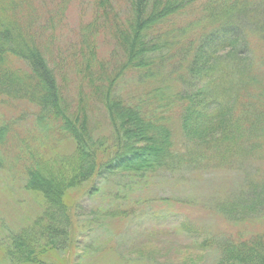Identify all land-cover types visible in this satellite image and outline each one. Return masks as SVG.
Instances as JSON below:
<instances>
[{
    "label": "trees",
    "instance_id": "1",
    "mask_svg": "<svg viewBox=\"0 0 264 264\" xmlns=\"http://www.w3.org/2000/svg\"><path fill=\"white\" fill-rule=\"evenodd\" d=\"M48 1L59 3L43 10L41 22L44 18L39 20L33 0H0V102L26 103L34 109L36 122H54L63 132L73 129V137L60 141L72 143L70 153L60 154L57 143H51L55 153L49 159L25 152V161L15 160L24 162L19 163L26 172L21 188L42 198L41 212L0 241L16 264H36L53 251L69 249L81 210L79 203L72 207L68 202L71 190L95 183L85 196L96 204L113 182L118 187L114 198L121 199L130 180L137 186L140 180L164 179L185 165L201 168L209 162L222 167L225 159L237 154L218 137L233 142L234 137L264 132V97L258 96V87L264 95L260 70L264 63L251 52L250 42L252 32L264 36V19L259 20L264 0H89L91 20L79 30V57H72L77 88L73 101L65 97L73 84H65L67 63L53 61L49 54L57 37L63 36L67 11L75 0ZM36 2L47 4V0ZM103 45L110 48L108 61L98 56ZM176 79L179 85L172 82ZM126 80L145 86L148 100L124 94ZM142 101L154 115L145 117ZM92 102L103 107L112 139L96 137L98 126L86 112H78L89 109ZM170 114L178 115L175 125ZM10 123L0 120L4 174L10 157ZM177 136L189 144L193 141L196 148L187 155L189 146L179 148L178 156ZM257 184L255 198L247 200L238 193L230 205L218 206L219 213L232 223L245 222L246 217L250 222L264 219V184L259 180ZM252 189L247 182L246 193ZM103 202L105 210L101 213L103 208L98 207L95 215H118L110 207L111 199ZM178 227L188 228V223ZM203 235L206 238L195 244L217 251L214 264H264L262 233L228 234L223 239Z\"/></svg>",
    "mask_w": 264,
    "mask_h": 264
},
{
    "label": "rangeland",
    "instance_id": "2",
    "mask_svg": "<svg viewBox=\"0 0 264 264\" xmlns=\"http://www.w3.org/2000/svg\"><path fill=\"white\" fill-rule=\"evenodd\" d=\"M88 1L75 0L71 4L67 11L68 23L63 26V36L57 37L49 54L53 61L63 59L67 63L64 64V73L67 75L65 84L73 83L67 88L69 95H65L69 101H73L77 94L75 73L71 68L72 57H79V30L91 20L92 8L87 5ZM32 3L40 20L45 17L44 9H54L59 2L52 4L47 0V4L42 5L33 0ZM260 11L264 13L263 9ZM260 19H264V15ZM44 20L45 18L41 22ZM255 33L250 34L251 52L256 59L261 58L260 64L263 65L264 36ZM109 53V46L103 45L98 56L103 61H108ZM260 70L264 72V67ZM126 82L125 88L122 85L124 94H128L130 98L148 100L150 91L145 86L141 88L129 80ZM172 82L179 85L178 79ZM258 92L259 99H262L263 88L258 87ZM128 101L131 102V99ZM143 101L140 102V107L145 117L154 115L152 109ZM256 106L257 104L252 108ZM88 107L89 109H80L78 112H86L90 120L98 126L96 137L112 139L109 120L103 107L97 102H92ZM70 109L72 112V107ZM170 115L171 123L175 125L174 119L178 115ZM0 120L13 121V124L8 125L7 137H11L8 144L10 157L5 166L10 178H7L8 173L4 174L0 170V241L5 242L8 236L17 233L18 226L23 228L30 221V217L34 219L41 212V196L21 188L26 180V172L19 165L24 164L27 157L25 152L29 156L33 154L49 159L55 153L51 143L54 146L57 143V152L68 154L72 150V143L60 141H64L63 137H73V129L63 132L54 122H36L34 109L23 102L13 105L0 102ZM256 136L234 137L233 142L218 137L222 145L229 146L230 152L237 154L225 159L222 167H213L209 162L208 167L201 168L185 165L183 169L177 170L174 175H167L164 179L157 180L154 177L148 182L140 180L137 186L135 180H130L127 181L129 185L121 190V199L114 198L118 187L113 182L106 188L105 198H97L96 204L85 196L95 183H85L82 188L71 190L68 202L72 207L75 203H79L81 207L75 229L76 238L66 251H53L41 257V261L36 264H214L217 251L195 244L206 238L203 234L209 236L212 233L218 239L235 233H244L246 236L264 234V219L250 222L246 217L245 222L232 223L226 214L219 213L218 207L220 204L230 205V200H233L231 197L238 193L246 196L247 200L253 199L256 196L258 180L264 184V132L257 133ZM174 144L176 152L179 148L189 146L184 155L196 148L192 145L193 141L189 144L180 136L174 137ZM177 154L179 156L178 152ZM17 157H21L23 161L16 162ZM256 180L257 183L252 182ZM247 182L253 185L250 194L245 191ZM105 199L112 200L110 207L113 212H118L117 216L94 214L99 211L98 207L103 208L101 213L105 210ZM141 205L146 206L141 208ZM184 221L188 223V228L180 230L178 226ZM6 228L10 229V233L6 232ZM6 250V246H0V264H16L8 259Z\"/></svg>",
    "mask_w": 264,
    "mask_h": 264
}]
</instances>
